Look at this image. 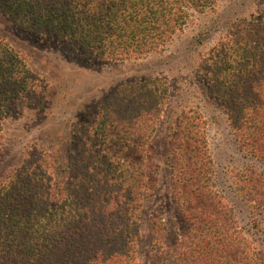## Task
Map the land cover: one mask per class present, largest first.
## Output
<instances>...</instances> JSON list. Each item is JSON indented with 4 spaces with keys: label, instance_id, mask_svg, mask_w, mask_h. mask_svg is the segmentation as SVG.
I'll list each match as a JSON object with an SVG mask.
<instances>
[{
    "label": "trees",
    "instance_id": "1",
    "mask_svg": "<svg viewBox=\"0 0 264 264\" xmlns=\"http://www.w3.org/2000/svg\"><path fill=\"white\" fill-rule=\"evenodd\" d=\"M217 2L0 0V14L97 60L120 61L162 50L192 11L213 10ZM202 69L242 149L264 164V0L227 27ZM39 84L0 39V146L7 115ZM113 85L72 126L67 154L34 149L0 182V264H142L153 140L168 84L145 76ZM206 127L200 113L187 111L165 137L161 155L176 220L152 221L149 264H264L253 238L256 231L264 235V169L247 167L235 176L250 232L216 189Z\"/></svg>",
    "mask_w": 264,
    "mask_h": 264
},
{
    "label": "rangeland",
    "instance_id": "2",
    "mask_svg": "<svg viewBox=\"0 0 264 264\" xmlns=\"http://www.w3.org/2000/svg\"><path fill=\"white\" fill-rule=\"evenodd\" d=\"M257 4L258 0H218L213 10L192 11L188 24L162 50L120 61L97 60L74 44L28 31L0 14V39L17 51L40 79L38 93L13 107L5 120L0 182L24 165L34 149L67 154L72 126L97 109L93 99H101L105 89L138 77H161L168 84V102L153 140L154 181L142 231L141 263L149 264L152 221L170 224L176 220L170 195L171 174L161 153L165 152L169 128L187 111L204 117L216 189L232 207L237 224L251 232L250 213L234 181L245 168L264 169V164L242 149L210 91L202 65L227 27L246 18ZM253 238L254 245L264 251V235L256 231Z\"/></svg>",
    "mask_w": 264,
    "mask_h": 264
}]
</instances>
